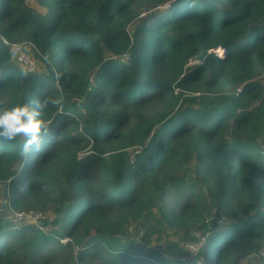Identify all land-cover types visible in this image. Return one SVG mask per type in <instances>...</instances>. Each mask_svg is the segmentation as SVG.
I'll use <instances>...</instances> for the list:
<instances>
[{
    "label": "trees",
    "instance_id": "obj_1",
    "mask_svg": "<svg viewBox=\"0 0 264 264\" xmlns=\"http://www.w3.org/2000/svg\"><path fill=\"white\" fill-rule=\"evenodd\" d=\"M44 96L39 150L0 140V264H199L195 230L202 264L264 249V0H0V101ZM41 203L47 229L8 215Z\"/></svg>",
    "mask_w": 264,
    "mask_h": 264
},
{
    "label": "clouds",
    "instance_id": "obj_2",
    "mask_svg": "<svg viewBox=\"0 0 264 264\" xmlns=\"http://www.w3.org/2000/svg\"><path fill=\"white\" fill-rule=\"evenodd\" d=\"M45 59H47V56H45ZM60 103V99L48 96L33 98L10 107L5 106L0 101V140L12 142L18 137H22L21 152L23 155H27L33 148L39 150L42 137L48 134L43 119L44 112L49 105L56 106Z\"/></svg>",
    "mask_w": 264,
    "mask_h": 264
},
{
    "label": "rangeland",
    "instance_id": "obj_3",
    "mask_svg": "<svg viewBox=\"0 0 264 264\" xmlns=\"http://www.w3.org/2000/svg\"><path fill=\"white\" fill-rule=\"evenodd\" d=\"M27 3H35L36 0H26ZM168 2L166 3H163L162 5H160L161 7H166L168 6L167 5ZM146 5L142 6V7H139V10L142 12L141 15H145L147 13V10H146ZM22 46H23V49L27 52V55H31L33 58V65H32V68L24 61H20L18 59H15L14 60H17L18 62L21 63V65L25 66L26 68H28L29 70H42L43 69V66L41 65V63H39V60H38V57H36V54L34 52V48L31 47V45H28L26 46L27 44L26 43H21ZM219 53H221V50L218 49L217 50ZM223 51V50H222ZM25 52V53H26ZM6 189V185L5 183H0V211L2 209H6L5 206H3V204H5V200H4V191ZM14 209V210H12ZM8 211V215L9 217L14 221L16 220L15 219V215L13 214L15 211H19L18 209H15V208H12ZM27 209H33L35 211V213H38L39 214V218H37V220H34V219H31L32 223L36 224V225H42V221L45 219V218H50L54 213H53V205L52 204H36L34 205V207H30V208H25V210ZM30 221V220H28ZM135 223L134 225H130L129 229L131 231V237L129 239H133L135 240V242L139 243L138 245H143L144 246H153L157 252L159 253H164V242H163V239H156L155 236L156 235H153L152 236V241L151 242H142L140 239H141V235H143V233L146 231V229L144 227H141L139 225H137V228L140 230V231H137L135 232L134 228H135ZM43 226V229H47V227H45L44 225ZM169 232L172 234V236L170 237V239H175L177 240L178 236L175 237V229H172V230H169ZM195 237V235H193ZM181 243H183L185 245V242H183L182 240H180ZM262 251H264V249L261 248ZM252 253H247V251L245 252H241L238 256V258L236 259L235 263L233 264H263L262 261L263 260H260V259H254V257L252 255H250ZM119 260L122 262L124 261V257L123 255H121L119 257ZM189 260V259H188ZM192 261V260H190Z\"/></svg>",
    "mask_w": 264,
    "mask_h": 264
},
{
    "label": "built area",
    "instance_id": "obj_4",
    "mask_svg": "<svg viewBox=\"0 0 264 264\" xmlns=\"http://www.w3.org/2000/svg\"><path fill=\"white\" fill-rule=\"evenodd\" d=\"M3 40L4 43L8 46L10 52L12 53V58L18 59L23 62L25 61L32 68L34 57H32L31 55H27V52L23 49V46L20 42H13L6 38H3ZM14 215L16 220H30V222H32L31 219L37 220V218H39V214L35 213L33 209L15 211ZM212 218H214V216H209L207 221H210ZM226 221L227 217L224 214L216 217V222L220 225L225 224ZM37 226L43 228L42 225ZM209 233L210 230H207L205 233L201 230L194 231V239L192 241L185 242V247L189 250V254L186 256L185 259H189L192 261L195 260L199 264H202V258L198 257V254L202 247L206 244ZM250 255H252L254 259L262 260L264 251L260 249L258 251H253Z\"/></svg>",
    "mask_w": 264,
    "mask_h": 264
},
{
    "label": "bare ground",
    "instance_id": "obj_5",
    "mask_svg": "<svg viewBox=\"0 0 264 264\" xmlns=\"http://www.w3.org/2000/svg\"><path fill=\"white\" fill-rule=\"evenodd\" d=\"M220 50H221V53L224 52V50H223L222 48H221ZM222 50H223V51H222Z\"/></svg>",
    "mask_w": 264,
    "mask_h": 264
}]
</instances>
